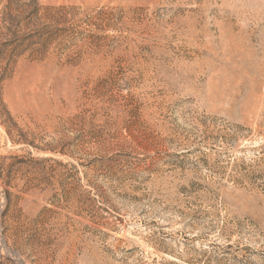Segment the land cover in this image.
Returning a JSON list of instances; mask_svg holds the SVG:
<instances>
[{"label": "rangeland", "instance_id": "rangeland-1", "mask_svg": "<svg viewBox=\"0 0 264 264\" xmlns=\"http://www.w3.org/2000/svg\"><path fill=\"white\" fill-rule=\"evenodd\" d=\"M0 264H264V0H0Z\"/></svg>", "mask_w": 264, "mask_h": 264}]
</instances>
